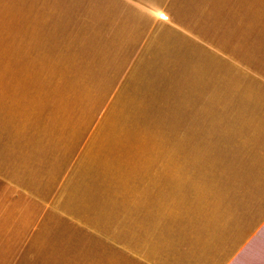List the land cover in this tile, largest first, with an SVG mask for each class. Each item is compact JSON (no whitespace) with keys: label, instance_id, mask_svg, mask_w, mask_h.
Listing matches in <instances>:
<instances>
[{"label":"crops","instance_id":"0c3cea01","mask_svg":"<svg viewBox=\"0 0 264 264\" xmlns=\"http://www.w3.org/2000/svg\"><path fill=\"white\" fill-rule=\"evenodd\" d=\"M220 2L0 0V229L73 222L63 264H264V0L208 60L182 22Z\"/></svg>","mask_w":264,"mask_h":264},{"label":"rangeland","instance_id":"374dc122","mask_svg":"<svg viewBox=\"0 0 264 264\" xmlns=\"http://www.w3.org/2000/svg\"><path fill=\"white\" fill-rule=\"evenodd\" d=\"M220 3L215 5L207 3L200 7H194L192 18L189 21H184L183 29L191 31L193 35L199 36V43L203 49H207L208 53H213L208 57V60H214L216 54V47L223 48L225 52V60H230L232 46L234 44L243 43L242 40H246L247 29V14L249 11V4L247 0H218ZM206 6V8H205ZM202 10H207V17L202 14ZM256 12V10H252ZM200 12L202 16H200ZM201 18V19H200ZM239 24V26H238ZM241 29V35L234 37L233 30ZM245 31V32H244ZM196 39L193 40L196 42ZM201 41V42H200ZM197 64L202 61L199 57H196ZM184 70V71H183ZM180 74L175 79L174 84L160 85V104L161 112L159 117L160 125H166L168 123V117L163 114L162 108L167 111H173L172 108L182 109L184 92H192V94L199 92V85L192 83V85L184 84L190 73L188 69L176 70ZM183 71V72H182ZM184 73V74H183ZM199 75L198 69L192 70L193 81L194 78ZM174 103L175 106H172ZM170 104V106H167ZM170 109H167V108ZM153 123L150 119L145 117V124L149 125ZM147 136V134H145ZM7 209V200L1 198L0 201V223L5 216ZM10 218V217H9ZM19 215H13L9 221L8 229H0V264H63L64 261H58L60 254H70L72 252V237L74 235L73 222L64 218V222L56 216H48L42 224L44 227H34L29 230V236L26 243H19L21 240L19 231H11L13 226L18 225L17 220ZM33 219V218H32ZM38 223L34 221L32 224ZM15 225V226H16ZM12 232V235H10ZM10 235V236H9ZM6 257L9 259H6ZM5 259V260H3Z\"/></svg>","mask_w":264,"mask_h":264}]
</instances>
